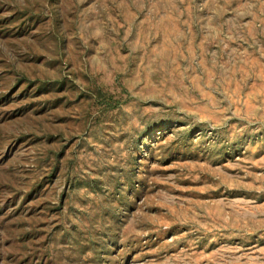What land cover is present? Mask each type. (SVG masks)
I'll list each match as a JSON object with an SVG mask.
<instances>
[{
	"label": "rangeland",
	"instance_id": "rangeland-1",
	"mask_svg": "<svg viewBox=\"0 0 264 264\" xmlns=\"http://www.w3.org/2000/svg\"><path fill=\"white\" fill-rule=\"evenodd\" d=\"M0 264H264V0H0Z\"/></svg>",
	"mask_w": 264,
	"mask_h": 264
}]
</instances>
